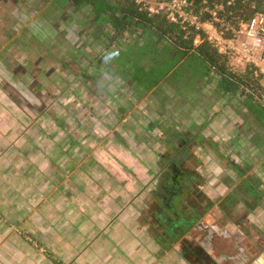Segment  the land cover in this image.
I'll return each mask as SVG.
<instances>
[{"label": "crops", "instance_id": "1", "mask_svg": "<svg viewBox=\"0 0 264 264\" xmlns=\"http://www.w3.org/2000/svg\"><path fill=\"white\" fill-rule=\"evenodd\" d=\"M12 39L0 36V44H10ZM122 39L110 46L114 53L106 51L108 46L100 50L96 61L95 70L116 58L104 72L110 77L109 88L85 86L81 94L82 116L89 113L85 111L90 110L86 104H92L91 97L102 94L105 102L94 108V114L90 112L95 122L88 119L85 124L81 116L77 120L63 116L33 119L38 133H22L14 146L0 154V264H52L23 233L44 239L53 251L62 247L73 254L71 245L77 242L80 258L72 264H91L92 254L94 264H264L262 119L244 99L236 100L234 94L221 90L220 76L213 72L217 82L210 86L187 85L179 75L172 88L175 99L167 101L160 87L167 77L152 89L134 81L135 67L128 62V53L124 59L118 58V53L129 52L132 40ZM207 76L214 80L210 73ZM199 92L205 93L204 104L198 101ZM171 134L197 145L204 140L223 142L228 149L216 154L208 148L207 156L215 162L194 168L203 182L204 172L207 174L202 187L207 213L182 239L164 248L156 239L157 230L139 224L136 205L158 187L163 158L175 149L166 144ZM4 140L1 137L0 143ZM154 141H164L161 158ZM218 156L227 162L223 161V170L215 164ZM231 162L245 171L242 177ZM248 175L258 176L262 182L255 208L249 207L251 197L239 194L236 198L234 193ZM228 197H234L233 206L227 207ZM195 198L188 197L183 205H197ZM88 216L99 221L100 227L69 223V227L56 229L59 220L86 221ZM12 222L19 227L14 229ZM208 235L212 239L205 244ZM199 248L205 249L206 259L195 258Z\"/></svg>", "mask_w": 264, "mask_h": 264}, {"label": "rangeland", "instance_id": "2", "mask_svg": "<svg viewBox=\"0 0 264 264\" xmlns=\"http://www.w3.org/2000/svg\"><path fill=\"white\" fill-rule=\"evenodd\" d=\"M49 1L0 0V36L7 39L13 38L10 44H0V138L5 139L0 143V154L4 153L7 147L14 146L16 142L14 140L22 133H28L29 135L38 133V128H33L35 122L32 121L33 119L38 118L41 120L49 117L52 119L56 116L61 119V116H63L65 119L69 117L77 120L78 116H81L85 124L88 119L90 122H95L94 115L92 116L91 113L94 114V108L96 109L98 105L105 102L102 94L96 92L95 97H91L90 103L92 104H86L90 110L87 109L85 112L89 111V113L86 116L81 115V104L83 102L81 94L85 90V86L96 87L97 89L109 88V83H111L110 77L105 75L104 72H106L105 68L108 63L114 64L116 58L103 62L96 69L97 72L95 67L96 61L99 60L100 50L103 51L108 46L106 51L114 53L115 51H109L114 49L110 46L120 40L112 37L106 23H96L93 20V13L87 7L78 9L71 5L57 6L49 3ZM34 3L38 8L37 11L33 6ZM135 34V37L147 38L144 40L146 43L142 47L144 52L141 49L136 50L140 51L141 55L127 52L129 56L127 53L119 54L117 52L118 58L124 59L128 56V62L129 60L133 64L140 62L145 67H149L151 59L153 61L155 57V59H163L159 54L156 55L157 52L149 50L151 40L148 39L150 38L148 32L141 35L137 32ZM124 38L130 39L132 36L129 34ZM107 42H109V45H106ZM131 43L133 42L128 43V47ZM122 44L119 43L122 48H127V45L125 47ZM119 45L116 47H120ZM175 68V72L171 76L168 75L167 80L160 86L165 91L167 101L175 99L174 89L172 88H175L179 75H182L185 82L188 81L187 85L193 83L200 86L202 83H206L210 86L212 83L217 82L212 72L205 70L199 60L191 59L184 64H177ZM209 73V78L214 80H208L207 74ZM195 80L196 82H194ZM179 82L180 80H178V85ZM203 89H207V86H204ZM93 92L95 93V91ZM247 92L251 91L248 90ZM197 95L199 103L204 104L205 93L199 92ZM209 95H212V93ZM234 97L236 100L244 99V102L249 106L252 104L250 100L247 102L246 94L240 95L238 93ZM256 98L259 97L256 95ZM261 100L264 101V96ZM43 128L44 131H47L46 125H43ZM213 143L215 145L212 142L209 144L207 141H202L199 145L193 142L192 160L186 162L185 165L194 169L200 165H206L208 161L215 162L212 157L207 156V149L210 148L208 150L221 154L228 149V146L219 141ZM153 145L161 158L160 154L166 150L164 141H154ZM216 159L218 160L215 163L216 166L223 170V161L226 162V160L221 156ZM204 176V182L200 178L201 181L196 186V189L198 187L199 190L197 194L196 190L194 192L196 198L191 194L192 198L196 199H194V202L203 201V206L207 202L204 188H202L206 184V171ZM140 199L138 205H136V208L140 211L139 224L150 231L153 224V228L161 232L160 225H155L156 221L154 220V209L156 207L154 195L149 194ZM199 207L203 210L202 205H199ZM88 218L89 220L86 221L72 220V223L69 220H59L56 222V229L60 231L64 227H69V223L71 225L79 223L83 225L84 223L91 225V227H100L99 221L89 216ZM121 223L125 224L124 222ZM12 224H15L14 229L19 227L15 222H12ZM105 225L106 223L103 222L102 226L105 227ZM23 235L24 239L34 244L52 264H72L73 261L76 262L80 258L77 242L71 245L74 250L71 254L61 250L62 247H55V251H53L42 238L38 239L28 233H23ZM67 239L76 240L74 238ZM90 258L91 264H94V255L92 254Z\"/></svg>", "mask_w": 264, "mask_h": 264}, {"label": "trees", "instance_id": "3", "mask_svg": "<svg viewBox=\"0 0 264 264\" xmlns=\"http://www.w3.org/2000/svg\"><path fill=\"white\" fill-rule=\"evenodd\" d=\"M189 2L190 10L196 13H200L206 7L213 8L219 4H224V10H220L219 13L222 18L224 17L232 24H235L239 19L248 20L257 13L264 14V0H236L233 4H228V0H189ZM49 3L57 6L71 5L78 9L87 7L93 13V20L96 23L104 22L109 26L108 31L111 32L114 39L123 40V37L131 34L132 38L130 39L132 42L134 40V43L129 45L128 51L132 53L141 55L140 51L136 50H143L142 47L146 43L144 40L147 39L146 37L143 39L140 36L135 37V33L141 35L148 32V37H150L148 39L151 40L149 50L157 52L156 55L159 54L163 59H155L156 57L153 61L151 59L153 65L150 64L149 67L136 62L133 74L134 81L138 84H144L148 89H152L167 77L177 64H184L191 59L199 60L205 70L220 76L218 86L221 90L231 92L234 95L246 94L247 102L250 100L252 103L250 106L247 105L262 119L264 124V101L261 100L264 96L261 95L264 94V87L260 80L254 76L250 67L243 71L235 70L229 59L220 54L204 34L201 33L199 42H196L197 31L183 29L179 22L170 21L163 13L151 16L148 9L136 0H50ZM33 6L37 11L38 8L35 3ZM208 16L209 12L205 11L204 17ZM248 90L251 92L246 93ZM256 95L259 98H256ZM230 165L237 170L239 176L244 175L245 171L237 164L231 162ZM200 181L198 177L196 183L198 184ZM261 183V178L256 175L244 177L234 192L236 198L239 194L248 195L253 199L249 207L255 208L259 205L258 202L261 198L259 190ZM233 200L234 197L225 199L227 207L236 203ZM225 202L221 204L223 211L226 206ZM207 210V206L201 211L198 206L191 205L190 207L179 208V212L177 210L178 216H164L159 212H154L155 225H160L161 228V232L159 230L156 232L157 241L164 248L172 247L196 225Z\"/></svg>", "mask_w": 264, "mask_h": 264}, {"label": "built area", "instance_id": "4", "mask_svg": "<svg viewBox=\"0 0 264 264\" xmlns=\"http://www.w3.org/2000/svg\"><path fill=\"white\" fill-rule=\"evenodd\" d=\"M136 1L146 7L151 16L163 13L170 21L179 22L183 29L197 31L196 42H199L200 34H204L210 44L229 59L235 70L250 67L264 87V14L257 13L248 20L239 19L232 24L219 13L224 10V4L206 7L196 13L190 10L189 0ZM234 1L228 0V4ZM205 11L209 12L206 18Z\"/></svg>", "mask_w": 264, "mask_h": 264}, {"label": "flooded vegetation", "instance_id": "5", "mask_svg": "<svg viewBox=\"0 0 264 264\" xmlns=\"http://www.w3.org/2000/svg\"><path fill=\"white\" fill-rule=\"evenodd\" d=\"M176 135L177 138L175 134L169 135V138L166 141V144L169 147L175 146V149L172 151L170 156H165L163 158V174L161 175L158 181V187L153 194L156 204L154 210L156 213L159 212L164 216H178L177 210L179 212V208L186 207L183 205L184 200L186 199L185 202H187V198L191 196V194L195 195V187L197 186V173L194 169L185 165L186 162H190L192 160L191 155L193 154V142L187 139L180 140L178 138V134ZM198 204H201L203 208L207 206V202L206 205L204 204L203 206V201H198L196 206H198V209L201 211L203 210L200 209ZM220 210L223 212L221 207ZM206 213L207 211L202 217H204ZM205 237V244H209V239H212V237L210 235ZM192 253H194V251ZM194 254L197 259H206L207 257L206 251L203 248L197 249Z\"/></svg>", "mask_w": 264, "mask_h": 264}]
</instances>
